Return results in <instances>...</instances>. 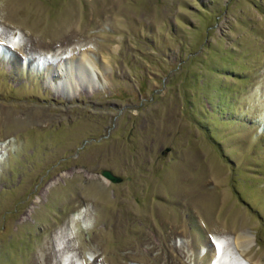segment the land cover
<instances>
[{"label": "rangeland", "instance_id": "obj_1", "mask_svg": "<svg viewBox=\"0 0 264 264\" xmlns=\"http://www.w3.org/2000/svg\"><path fill=\"white\" fill-rule=\"evenodd\" d=\"M0 264H264V0H0Z\"/></svg>", "mask_w": 264, "mask_h": 264}, {"label": "bare ground", "instance_id": "obj_2", "mask_svg": "<svg viewBox=\"0 0 264 264\" xmlns=\"http://www.w3.org/2000/svg\"><path fill=\"white\" fill-rule=\"evenodd\" d=\"M90 65L91 63L87 58H84L83 60H81V62L78 60H70L62 63L58 68L50 69L48 74V83L52 85L54 77L58 74H61L63 77H65V80L53 86L57 90H62V93H64V91L68 89L65 98H71L72 94L69 93H71V91L78 92L80 91V89H82V87L86 88L89 91L93 90L90 81L91 72L88 69V66ZM252 238L253 236H251L247 232L242 231L236 234V246L243 254L247 253L248 250L252 247ZM215 255V252H213L212 258L215 257Z\"/></svg>", "mask_w": 264, "mask_h": 264}, {"label": "water", "instance_id": "obj_3", "mask_svg": "<svg viewBox=\"0 0 264 264\" xmlns=\"http://www.w3.org/2000/svg\"><path fill=\"white\" fill-rule=\"evenodd\" d=\"M102 176L106 178L107 180H110L113 182H121L123 180L121 176L116 175L113 171L109 169L103 170Z\"/></svg>", "mask_w": 264, "mask_h": 264}]
</instances>
